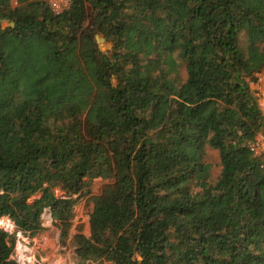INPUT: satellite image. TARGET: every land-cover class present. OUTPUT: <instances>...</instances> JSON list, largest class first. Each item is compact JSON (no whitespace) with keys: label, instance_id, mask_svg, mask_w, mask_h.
<instances>
[{"label":"trees","instance_id":"obj_1","mask_svg":"<svg viewBox=\"0 0 264 264\" xmlns=\"http://www.w3.org/2000/svg\"><path fill=\"white\" fill-rule=\"evenodd\" d=\"M0 0V264L48 211L74 264H264V0ZM111 38L113 84L97 36ZM217 151L211 178L207 149Z\"/></svg>","mask_w":264,"mask_h":264},{"label":"rangeland","instance_id":"obj_2","mask_svg":"<svg viewBox=\"0 0 264 264\" xmlns=\"http://www.w3.org/2000/svg\"><path fill=\"white\" fill-rule=\"evenodd\" d=\"M1 25L5 26V21H2ZM97 43L101 50H111L112 41L110 37L102 35L97 36ZM206 161L211 165V178L214 179L219 172V159L217 151L208 148ZM111 182V180L95 178L90 185V193L79 197L76 205L74 206L72 226L64 246L59 247L57 242L59 231L52 223L48 211H44L41 215L44 230L38 234L29 237L19 231L16 232L13 256L16 258L19 264H24L23 260L20 258V252L18 251L19 244L26 248L24 253L31 257L32 261L30 264H74V245L72 244L71 239L73 234L76 232L75 227L77 225H81L82 233L85 235L89 234L88 213L91 210L92 202L88 199V197L91 195L100 194L103 186ZM0 228L10 233L14 230H7L2 224H0ZM101 264L111 263L104 261Z\"/></svg>","mask_w":264,"mask_h":264},{"label":"built area","instance_id":"obj_3","mask_svg":"<svg viewBox=\"0 0 264 264\" xmlns=\"http://www.w3.org/2000/svg\"><path fill=\"white\" fill-rule=\"evenodd\" d=\"M54 14H60L69 5L70 0H43ZM15 3L14 0H12ZM249 87L253 91L257 105L264 118V69L254 73L249 81ZM249 151L254 157L261 158L264 167V132H258L249 145Z\"/></svg>","mask_w":264,"mask_h":264},{"label":"water","instance_id":"obj_4","mask_svg":"<svg viewBox=\"0 0 264 264\" xmlns=\"http://www.w3.org/2000/svg\"><path fill=\"white\" fill-rule=\"evenodd\" d=\"M3 20L0 19V23ZM97 38V37H96ZM99 47V45H98ZM114 48V44H112L111 49ZM99 50L102 54V56H104V62L107 63L108 66V74L111 76L112 80H113V84L116 83V79H117V67L120 65L118 60L115 57H110L108 59V57L110 56V51L111 50H101L99 47Z\"/></svg>","mask_w":264,"mask_h":264},{"label":"bare ground","instance_id":"obj_5","mask_svg":"<svg viewBox=\"0 0 264 264\" xmlns=\"http://www.w3.org/2000/svg\"><path fill=\"white\" fill-rule=\"evenodd\" d=\"M0 224H2L5 227V229H7V230L11 231L14 229L12 222L6 217L0 218ZM18 251L20 252V258H21V260H23V263L24 264H28V263L30 264L32 259H31V257H29L28 255H26L24 253L26 251V248L19 244Z\"/></svg>","mask_w":264,"mask_h":264}]
</instances>
